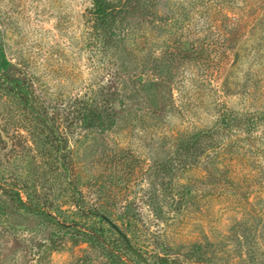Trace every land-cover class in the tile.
<instances>
[{"label":"rangeland","instance_id":"obj_1","mask_svg":"<svg viewBox=\"0 0 264 264\" xmlns=\"http://www.w3.org/2000/svg\"><path fill=\"white\" fill-rule=\"evenodd\" d=\"M93 20L91 0H0L10 73L61 136L0 88V264H264V0H130L110 54ZM80 96L115 125L80 129ZM3 202L34 215L13 230Z\"/></svg>","mask_w":264,"mask_h":264},{"label":"trees","instance_id":"obj_2","mask_svg":"<svg viewBox=\"0 0 264 264\" xmlns=\"http://www.w3.org/2000/svg\"><path fill=\"white\" fill-rule=\"evenodd\" d=\"M92 1V14L94 16V27L101 28L100 31V39L102 41H99L102 45L103 52H107L106 54L117 52V48L114 47L113 42L116 40L115 38V32L113 28H110V26L114 23L115 17L120 14L126 5H128L130 0H91ZM108 29V30H107ZM105 30V31H104ZM108 48L109 51H108ZM11 68L9 66V62L7 61L4 49H3V41L0 34V88L6 91L8 94H10L14 98L15 104L20 106L21 109L25 110L27 114H30V120L29 125L32 129L33 135L36 130L37 133L40 135L41 129L39 128V125H44L45 128H49L50 132H53L58 139H60L61 136L58 135L57 129L55 124L56 116L49 110H47L38 99L39 97L36 96L34 93L33 88V82L31 79L21 76H14L12 75ZM97 92V89L94 90V93ZM77 99L80 100L79 107L77 109H74L70 113V117L78 122V126L80 129L83 130H95V131H104L111 127H113L116 123V116H115V110L113 107H96L93 102V98L88 96L86 98L83 97H77ZM234 117V116H233ZM236 120V116L234 117ZM233 119V120H234ZM72 121V120H70ZM232 121V119H231ZM40 131V132H39ZM37 138V136H36ZM36 138H34L36 140ZM39 147L38 149L40 151H46L44 142L39 141ZM210 154V153H209ZM209 154L206 155L207 157V164L212 163L211 157ZM209 157V158H208ZM58 160V159H54ZM59 165V162H56ZM213 171H209V176L211 178L218 177H224L222 175H225V173L222 170L212 169ZM4 187V192H10V195L12 197L11 200H18L19 203L26 206V208L30 211L31 209L36 211L40 210L41 215L48 216L50 215L45 211L44 208H41V206H32L31 204H27L26 202L22 201L21 197V191L20 188L17 187V184H2ZM1 187V185H0ZM1 189V188H0ZM1 190V192L3 191ZM21 204H14L18 207H14V205H10V207H5V203L2 204V210L4 213H7L10 215L9 222L6 221L7 225H12L17 222V224L22 223L23 221H19L17 219H23L24 217H29V215H34V212H29L26 209L21 210V207H19ZM5 207V208H4ZM86 214L85 212H83ZM94 216L100 217L103 221L108 223L112 228H114L120 237L123 239L125 246L127 249H129L131 252L137 254L134 250V247L126 237V235L109 219L107 215L104 213H101L98 210H93L90 212ZM13 221V222H12ZM12 222V223H10ZM13 226V230L14 225ZM47 229L50 228L49 225L46 226ZM0 229L5 230L3 226H0ZM9 232L8 230H5ZM121 231L125 237L120 234ZM59 235L58 233L54 232V228H50L49 230V239L52 240L54 236ZM70 238H81L86 241H90L92 238V235L86 236V235H80L77 234V232H70L69 233ZM141 259V257H139Z\"/></svg>","mask_w":264,"mask_h":264},{"label":"water","instance_id":"obj_3","mask_svg":"<svg viewBox=\"0 0 264 264\" xmlns=\"http://www.w3.org/2000/svg\"><path fill=\"white\" fill-rule=\"evenodd\" d=\"M119 232H120V234H122L123 237H125V235L121 231H119Z\"/></svg>","mask_w":264,"mask_h":264}]
</instances>
